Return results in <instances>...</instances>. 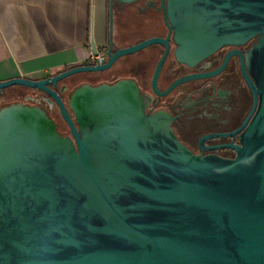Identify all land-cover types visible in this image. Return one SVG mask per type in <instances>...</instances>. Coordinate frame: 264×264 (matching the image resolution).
Instances as JSON below:
<instances>
[{"label":"water","instance_id":"water-1","mask_svg":"<svg viewBox=\"0 0 264 264\" xmlns=\"http://www.w3.org/2000/svg\"><path fill=\"white\" fill-rule=\"evenodd\" d=\"M108 1L104 59L39 79L0 82L47 95L72 140L46 112L0 109V264H264V0H166L175 56L192 66L253 39V104L235 158L194 156L164 114L147 116L132 83L72 92L57 84L108 69L149 40L112 51ZM98 49L91 43V58Z\"/></svg>","mask_w":264,"mask_h":264},{"label":"flooded vegetation","instance_id":"flooded-vegetation-1","mask_svg":"<svg viewBox=\"0 0 264 264\" xmlns=\"http://www.w3.org/2000/svg\"><path fill=\"white\" fill-rule=\"evenodd\" d=\"M163 6L166 7V0L116 3L114 21L119 33L116 37L113 34L117 48L112 51H124L148 40L149 46L120 56L106 70L79 74L59 82L56 93L68 111L70 95L83 85L97 87L132 83L143 99L144 114L168 116L176 139L191 154L232 160L235 151L230 146L240 145V135L245 129L243 124L253 104L243 72L251 78L247 55L256 39L240 46H223L211 56L189 66L179 62L175 56L177 47L166 24ZM97 51L104 59L103 51L107 48ZM84 65H93V60L88 59ZM68 82L77 83L69 93ZM32 91L35 95H21L25 103H30L27 105L43 109L49 118L48 109L58 112L47 95ZM68 113L72 118L71 112ZM55 126L59 135L72 140L63 121L62 126L56 123Z\"/></svg>","mask_w":264,"mask_h":264},{"label":"crops","instance_id":"crops-1","mask_svg":"<svg viewBox=\"0 0 264 264\" xmlns=\"http://www.w3.org/2000/svg\"><path fill=\"white\" fill-rule=\"evenodd\" d=\"M108 1L0 0V82L83 65L107 46Z\"/></svg>","mask_w":264,"mask_h":264},{"label":"rangeland","instance_id":"rangeland-1","mask_svg":"<svg viewBox=\"0 0 264 264\" xmlns=\"http://www.w3.org/2000/svg\"><path fill=\"white\" fill-rule=\"evenodd\" d=\"M76 84L77 83H71V82L67 83L68 93L74 89ZM23 93L25 94L27 93L29 95H35V93L32 90H28L22 87H12V88L4 90L2 94L0 95V109L6 106L12 105V104H17V103H21L25 105L30 104V103H25L24 100L22 99L21 95ZM44 109L47 110L46 107H44ZM47 112H50V116L52 120H54V122L58 124L59 127L62 126V121L58 115V112H56L55 109H48Z\"/></svg>","mask_w":264,"mask_h":264},{"label":"built area","instance_id":"built-area-1","mask_svg":"<svg viewBox=\"0 0 264 264\" xmlns=\"http://www.w3.org/2000/svg\"><path fill=\"white\" fill-rule=\"evenodd\" d=\"M102 56V53L98 54L96 57L91 58L92 60L96 59L97 61H100Z\"/></svg>","mask_w":264,"mask_h":264}]
</instances>
